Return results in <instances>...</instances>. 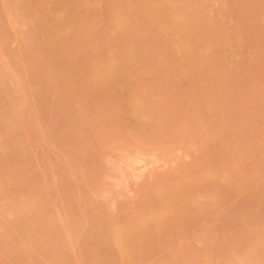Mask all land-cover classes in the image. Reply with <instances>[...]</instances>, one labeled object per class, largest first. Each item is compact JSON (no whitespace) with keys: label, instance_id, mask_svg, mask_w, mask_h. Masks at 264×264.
<instances>
[{"label":"rangeland","instance_id":"374dc122","mask_svg":"<svg viewBox=\"0 0 264 264\" xmlns=\"http://www.w3.org/2000/svg\"><path fill=\"white\" fill-rule=\"evenodd\" d=\"M0 264H264V0H0Z\"/></svg>","mask_w":264,"mask_h":264}]
</instances>
